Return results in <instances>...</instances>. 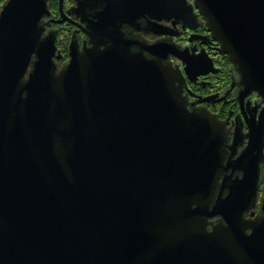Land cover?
I'll return each instance as SVG.
<instances>
[{"label": "water", "instance_id": "water-1", "mask_svg": "<svg viewBox=\"0 0 264 264\" xmlns=\"http://www.w3.org/2000/svg\"><path fill=\"white\" fill-rule=\"evenodd\" d=\"M48 2L0 9V264H264V195L245 217L263 121L226 159L225 124L188 108L163 59L189 75L197 61L170 43L144 46L164 47L156 59L135 54L122 29L142 17L193 26L196 8L264 102V0H78L90 46L72 42L59 70L42 37Z\"/></svg>", "mask_w": 264, "mask_h": 264}, {"label": "flooded vegetation", "instance_id": "flooded-vegetation-1", "mask_svg": "<svg viewBox=\"0 0 264 264\" xmlns=\"http://www.w3.org/2000/svg\"><path fill=\"white\" fill-rule=\"evenodd\" d=\"M6 0L0 2V9ZM190 1V0H189ZM50 13L41 20L42 37H52L56 49L53 56L59 70L70 60V45L74 42L82 47L86 42L90 46L87 33L86 15L73 11L78 0H63V8L59 7V0H49ZM100 8V6H98ZM90 18V12L85 11ZM196 19L188 23L176 19L157 20L149 17L139 19L138 27L125 24L122 29L125 37L132 41L131 51L143 54L148 59H156V54H167L164 47L156 54L146 51L145 45L170 43L175 45L182 54L193 61V67L186 73V63L173 53L163 59L180 73L182 96L186 97V104L190 110L208 111L211 116L218 117L225 124L227 150L226 159L233 152L238 156L247 146L250 125L263 121L264 102L255 91L247 92L241 83L238 68L232 64L227 55L219 51V43L211 36L205 25V20L194 9ZM155 23V24H154ZM161 32H155L153 28ZM105 44L102 45L104 48ZM36 55L33 54L28 69L24 75L27 78L32 70ZM209 61L211 64L209 65ZM208 68L214 69L209 70ZM235 140L238 142L235 145ZM264 156V148H263ZM238 174L235 172L234 175ZM264 195V159L260 162V187L255 204L246 211L245 217H254L261 210V200ZM219 217L212 218L217 221Z\"/></svg>", "mask_w": 264, "mask_h": 264}, {"label": "rangeland", "instance_id": "rangeland-1", "mask_svg": "<svg viewBox=\"0 0 264 264\" xmlns=\"http://www.w3.org/2000/svg\"><path fill=\"white\" fill-rule=\"evenodd\" d=\"M56 4H57V0H55V6H56Z\"/></svg>", "mask_w": 264, "mask_h": 264}, {"label": "trees", "instance_id": "trees-1", "mask_svg": "<svg viewBox=\"0 0 264 264\" xmlns=\"http://www.w3.org/2000/svg\"><path fill=\"white\" fill-rule=\"evenodd\" d=\"M3 1V0H0V2Z\"/></svg>", "mask_w": 264, "mask_h": 264}]
</instances>
